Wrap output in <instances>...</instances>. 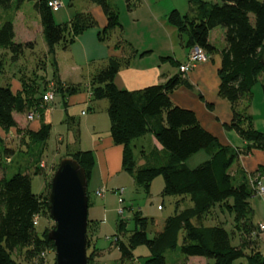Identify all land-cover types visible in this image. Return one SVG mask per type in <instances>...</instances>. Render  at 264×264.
Listing matches in <instances>:
<instances>
[{"label": "trees", "instance_id": "1", "mask_svg": "<svg viewBox=\"0 0 264 264\" xmlns=\"http://www.w3.org/2000/svg\"><path fill=\"white\" fill-rule=\"evenodd\" d=\"M13 1L0 0V6L9 7ZM17 1L20 4L22 0ZM50 1L37 0L35 3L50 53L54 54L56 46L60 43L67 48L83 31L97 26V21L90 11H76L69 21L58 23L53 14L56 10L50 6ZM90 1L101 6L107 17L106 26L98 31L101 40L110 37L117 28L123 31L117 10L110 0ZM189 2L195 5V14L183 13L174 8L168 14V21L177 27L180 33L187 34V47L198 45L207 56L218 51L217 46L210 42V32L217 27L225 28V46L220 50L221 64L218 69L219 93L232 104L233 116L229 122H224L223 126L225 129H234L245 143L243 147H233L221 142L218 136L200 123L194 110L173 103L170 94L175 89L180 86H193L180 70L188 58L181 63L171 56L162 57L164 61L172 60L179 67V73L168 78L165 83L130 91L120 89L115 84V78L127 59L112 56L109 62L91 77L90 91L93 99L107 98L110 101L108 113L111 119V136L116 144L123 145L124 169L134 175L137 190L141 188L148 192L153 179L162 175L165 181L164 193L189 196L192 201L191 206L181 209L178 200L174 214L167 217L163 230L152 238L148 236L147 228L150 222H155L154 218L151 219L143 215L141 210H136L133 217L137 230L127 241L116 236L118 238L115 240V246L120 248L121 264H124L126 259H131L133 249L140 245H146L151 250V255L145 260L139 259L138 264H167L165 252L177 247V238L182 230L184 233L180 251L187 257L212 259L213 264H233L237 259L247 257L248 264H264V252L253 238L254 235L261 236L262 230L254 223L255 211L251 201L255 194L251 177L256 178L258 172L264 170V166L247 173L240 165L242 155H249L257 149L264 150V131L255 129L252 116L246 108H237L240 100L251 97L258 76L264 73V0ZM128 4L129 8H132L136 2L131 3V0H128ZM15 37V25L12 20L0 24V48L9 49L13 53L12 58L17 60L24 53L25 47H33L34 42L18 43L15 42ZM124 43L125 41L120 39L117 46ZM128 45L131 47V55L139 53L131 44ZM147 52L150 50L141 55ZM54 65L53 79H57L63 98L81 91V85L64 84L59 78L56 60ZM2 68L0 60V73ZM43 81L45 82V77L40 84L38 78L22 74L19 77V86L14 83L12 85V82L0 84V132L2 129L7 132L12 128L21 131L15 113L31 111L34 116L38 113L40 128L36 131L27 128L24 134L34 147L38 142L47 144L52 124L44 119V110L49 106L43 98L44 93L41 92L43 84H46ZM46 89L47 86L43 88L44 91ZM206 105L210 110L214 109L213 103L206 102ZM145 132L153 133L159 144L171 152L175 157L171 164L160 167L138 166L132 146ZM4 149V152L11 151L8 147ZM201 150L208 152V159L196 167L187 166L186 160ZM68 155L77 159L85 168L89 181L96 162L94 151L77 150ZM234 165H238L236 170L239 175L233 174ZM35 168L34 174L41 173L39 164H36ZM49 188L51 189V181ZM123 189L125 191V188ZM116 191L120 196L124 194H121L120 188ZM48 199L46 192L38 194L33 191L32 177L27 171H18L11 177L4 174L0 178V264H17L16 257L20 254L29 259L41 257L44 248L55 251L54 241L48 235L54 225H47L40 231L34 224L38 215L41 217L46 214L54 222L50 216ZM218 206L227 210L233 217L232 232L239 233L240 245L232 243L231 233L223 222L212 226L205 225V221L212 218ZM91 221L93 220L89 218L87 251L91 244ZM38 225L40 226V222ZM125 226V220L121 219L118 224L120 234H124ZM256 230L258 232L253 234ZM247 249L251 252L247 253ZM87 254L88 264L90 259L98 255L92 256L95 254L94 250Z\"/></svg>", "mask_w": 264, "mask_h": 264}, {"label": "rangeland", "instance_id": "2", "mask_svg": "<svg viewBox=\"0 0 264 264\" xmlns=\"http://www.w3.org/2000/svg\"><path fill=\"white\" fill-rule=\"evenodd\" d=\"M36 1L22 0L19 4L17 0H14L9 7L0 6V24L8 20L14 22L15 42H34L33 47H25L24 53L17 60L12 58L13 53L9 49L0 48V60H2L3 66L2 73H0V84L5 85L12 82V85L14 83L19 86V77L22 74H26L27 77L34 76V78H38L40 84L42 78L45 77V82H43L46 84H43V88L47 86V89L44 91L42 88L41 92L44 93L43 98L45 94L53 92L54 99L52 101L44 100L54 110L52 112L44 110V119L45 117L49 119L52 117L51 121L54 127H52L47 144L42 145L41 142H38L35 147L24 134L28 121L32 120L29 118L31 111L24 112V115H19L21 121L18 127L21 131L18 128L16 130L12 128L7 132L2 129V132H0V136H3L0 140V178L4 174L7 177H11L18 171H27L32 177L33 191L38 194L46 192L49 196L51 189H48V185L59 166L60 160L69 153L75 152L77 145L83 144L90 147L96 138L95 132L105 135L111 131V119L108 113L110 101L107 98L95 99L99 100L96 103L97 110L90 116L88 127L85 123L86 118L81 119L80 117L81 108L79 106H72L66 110L67 102L72 101V99L69 100V96L66 97V100L63 98L62 92L58 89L57 79H53L55 60L60 67V69L58 67L59 71H63L66 80L71 81L69 84L81 85L82 91L87 90L88 87L90 90L91 77L107 64L108 59L115 52L116 57L127 59V62L122 67H126L125 69H128L132 76H140L144 71L151 68L153 70L155 68L159 69V66L162 67L163 71L171 68L176 70L177 65L172 60L164 61L162 57L171 56L173 58L176 57L179 61H184L185 55L188 54L189 57L195 45L187 47V34L180 33L177 27L168 21V14L176 5L181 7L183 11L186 10V7H194L195 5L190 3L189 0H131V3L136 2V4L129 8L128 0H110L117 10L123 31L117 28L110 37L101 40L98 36V31L104 28L100 27L101 23L98 21L103 14L101 6L90 0H58L61 2V6L53 13L58 23L69 21L76 11H90L97 21V26L83 31L75 42L71 43L67 48L62 43L58 44L53 54L49 52L42 32L40 14L35 7ZM224 30V27H217L212 32V42L216 44L218 51L209 53L210 55H208L206 60L185 73V76L192 73L191 77L200 90L213 99V102L215 101V111L220 115L222 121H230L233 116L232 104L219 93L220 76L218 64L221 62L220 50L225 46ZM120 39L128 44L133 43V47L136 50L138 49L139 53L131 55L132 52H129L131 47L125 43L117 46ZM126 49L127 51H125ZM145 50H150V52H147L145 56L141 55V53L146 52ZM128 52L129 54H127ZM46 79L52 81L48 82ZM161 81V83H165L167 79ZM263 82L264 73L258 76L257 82L252 89L251 97H245L237 104L239 110L247 109L248 114L252 116L255 129L259 131H264ZM52 83L54 85H51ZM64 84L63 86H65ZM82 91L77 92V94ZM67 113L75 118V123L72 122L71 125L69 123V128L66 130V126L62 125V120L67 119ZM35 115L36 121H41L38 113H35ZM93 118H96V122L92 121ZM94 125H96L95 128ZM63 133H66V135L63 136ZM225 134L226 140L231 142L233 147H243L245 141L234 129H225ZM4 146L11 149V151L8 152L6 150L4 152ZM132 147L137 163L141 160L146 161V164L141 167H160L171 164L175 159L171 152L162 146L158 147L155 138L150 132H145L144 135L137 138L133 142ZM208 157V152L201 150L191 155L185 164L189 167H196ZM36 164L41 166V173L34 174ZM240 165L242 166L241 161ZM237 167L238 165H234L232 172L239 175L236 170ZM243 168L249 173L245 167ZM95 170H97L96 162L92 169V178L88 184L90 199L89 218L93 221L90 222L89 227L91 244L87 253L94 250L95 254L92 256L98 255L94 258L91 257L89 264L122 263L120 260V248L115 246V240L118 238L116 236H120L127 241L129 236L137 230V224L133 217L136 210H142L143 215L145 213L149 218H154L155 222H150L147 228V234L152 238L164 228V217L174 214L178 200L179 208L181 209L192 205L189 196L164 193L165 181L162 175H158L153 179L148 192L140 188L139 193H137L136 187H131L134 184V175L126 171L128 182L132 184L125 187L128 189L127 192L129 194L127 201H124L125 204L123 202L124 213H119L120 195L116 190L109 191L104 186L106 188L104 194L109 191L105 200L106 204H103L104 201L97 194V184L100 182V178ZM251 178L255 191L253 198H251L255 211L254 223L258 225L264 222V191L259 192L258 189L259 183L264 185V170L258 172L256 178L254 176ZM122 187L124 188V185L120 188ZM133 192H136V194L132 198L131 193ZM121 219L125 220L124 234H120L118 229ZM37 220L40 222V226L37 225L40 231L47 225H55V222H52L47 214L41 217L38 215ZM220 222H223L230 231L232 243L240 245L239 233L235 232L233 234L232 232L233 217L230 216L227 210H222L218 206L217 210L213 212L212 218L205 221V225L212 226ZM257 232L256 230L253 234ZM183 233L181 230L177 238V247L165 252L167 264H202L205 261L213 264L214 261L212 259L187 257L180 251ZM263 233L264 230H262L261 236L254 235L253 238L259 244L260 250L264 252ZM250 252V249H247V253ZM149 255H151V250L146 245L137 246L133 249L131 259H126L124 264H138L139 259L145 260ZM40 256L35 259H29L25 255H17V264H56V252L54 250L44 248ZM233 264H248V259L247 257H242L234 261Z\"/></svg>", "mask_w": 264, "mask_h": 264}, {"label": "crops", "instance_id": "3", "mask_svg": "<svg viewBox=\"0 0 264 264\" xmlns=\"http://www.w3.org/2000/svg\"><path fill=\"white\" fill-rule=\"evenodd\" d=\"M174 8H178L183 13L195 14L194 7H186L185 11H183L181 7H178L177 5ZM102 13L104 14V12ZM103 14L98 19L99 23H101L100 27L101 26L105 27L107 24V17L105 14L104 15ZM215 29H213L210 32V42L214 45L216 44L212 42V32L215 31ZM223 37L225 39V32L223 34ZM125 44H128V43L125 42ZM131 45L133 46V43ZM125 51H127V49ZM145 51H149V50H145ZM129 52H132V51L130 50ZM129 52L127 54H129ZM112 56L116 57V52L112 54L111 57ZM110 58L108 59V62ZM187 58H188V54L185 55V60L184 61L180 60V62L184 63L187 60ZM174 59L177 60L176 57ZM220 64L221 62L218 64V68L220 67ZM125 68L126 67H122L120 71L118 72L115 78V84L120 89H126L130 91L141 90L149 85L161 83L162 82L161 80L165 81L166 79L179 73V67H177L176 70H173L171 68V69H168L167 71H163L162 67L159 66V69L155 68V70H153L151 68V69L144 71L142 75L140 76H132V73L129 72L128 69L126 70ZM191 75L192 73L191 74L189 73L187 75V78L193 86L191 88L180 86L177 89H175L170 94L173 103L181 107L194 110L197 113L200 123L206 129H208L213 134L218 136L221 142L233 146L231 142L226 140L225 127L223 126L224 122H229V120L222 121L220 115L217 113V111H215V101L213 102V99H211L204 91L200 90V88L196 85L197 83L192 79ZM59 77H60V80L65 84H68L71 82V81L69 82L66 80L65 74H63V71L61 70L59 71ZM201 95L203 96V98H201ZM68 99L69 100L72 99V101L67 102V105L65 106V108L67 107L66 110L72 106H75V107L79 106L81 108L80 117L81 119L86 118L85 123H86V126L88 127L90 124V120H89L90 116L93 115L94 112L97 110L96 103L99 100L93 99V95L91 91L89 90V87L87 90H83L82 92H80V94L76 93V94H73L72 96H69ZM206 102L213 103L214 109L210 110L207 107ZM46 110L52 112L54 108L47 107L45 111ZM19 115H24V113H15V119L18 123V126H19V122L21 121V118L19 117ZM66 118L67 119L62 120V125H65L66 130H67V128H69V123L70 125L72 122L75 123V118L73 116H70L69 113H67ZM36 119L37 118L35 115L32 120L28 121L26 128H29L35 131L38 130L40 128V121H36ZM51 120H52V117L51 119L45 117V121L48 123H51L52 127H54L53 122ZM92 121L96 122V118H93ZM95 127L96 125H94V128ZM78 132H79V127H78ZM63 134H64L63 136L66 135V133H63ZM95 135H96V138L94 139V142L92 143L90 147H87L81 144V145H77V147H75V150L77 151V150L91 149L94 151L96 165H97V170L95 171H96V174L99 175V178H100V182L97 184L98 189L105 186L110 191V190L119 189L122 185H124V188H125L127 187L126 185L129 186L130 184H132L131 182H128V178L126 177V174H125L126 170L124 169V165H123V151H124L123 145L116 144L113 141V138L111 136V131L106 133L105 135H100L98 132H95ZM151 135L155 138V141L158 147L160 148L161 145L157 141L156 137L153 135V133H151ZM240 161H241L242 166L245 167L247 171L249 172L255 171L260 166H264V150H254L249 155H242L240 158ZM145 164H146V161L141 160L139 161L138 166H144ZM91 178H92V175L89 180H91ZM133 186L134 188L136 187V191L137 193H139V190H137L135 180H134V184L131 187ZM127 190L128 189L125 188V192L123 194L125 198V202L127 201V197L129 194ZM109 191L106 192L103 196H101L102 200L104 201L103 204H106L105 200L107 199L106 196L109 193ZM135 194L136 192L131 193V197L133 198ZM144 215L147 216V214L145 213ZM166 219L167 217H164L163 219L164 224H165ZM262 236H263L262 238L264 239V233L262 234ZM208 262L209 261H205L202 264H207Z\"/></svg>", "mask_w": 264, "mask_h": 264}, {"label": "water", "instance_id": "4", "mask_svg": "<svg viewBox=\"0 0 264 264\" xmlns=\"http://www.w3.org/2000/svg\"><path fill=\"white\" fill-rule=\"evenodd\" d=\"M88 184L85 168L77 159L67 155L60 160L48 199L55 222L48 235L55 244L56 264H88Z\"/></svg>", "mask_w": 264, "mask_h": 264}, {"label": "built area", "instance_id": "5", "mask_svg": "<svg viewBox=\"0 0 264 264\" xmlns=\"http://www.w3.org/2000/svg\"><path fill=\"white\" fill-rule=\"evenodd\" d=\"M50 6L54 9L57 10L60 6H61V2L58 0H51L50 1ZM207 54L205 53V51L198 45H195L194 48L191 50V53L188 57V60L186 63L182 64L180 67L181 72H183L184 74L191 71L193 68H195L200 62L204 61L207 59ZM51 85H54V83H52ZM44 99L47 101H52L54 99V94L53 92H49L47 94H45ZM29 118L33 119L34 117V113H30L29 114ZM121 189V193H124V189ZM259 192L264 191V185L262 183H259ZM106 188L102 187L99 188L96 192L98 195L103 196L104 192H105ZM120 201V208H119V213H124V206H123V202H124V198L123 195L120 196L119 198ZM39 221L37 220V218L34 220V224L38 225ZM260 226V228L262 230H264V224L260 223L258 224Z\"/></svg>", "mask_w": 264, "mask_h": 264}]
</instances>
